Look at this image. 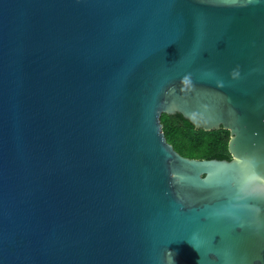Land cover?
Listing matches in <instances>:
<instances>
[{
    "label": "water",
    "instance_id": "water-1",
    "mask_svg": "<svg viewBox=\"0 0 264 264\" xmlns=\"http://www.w3.org/2000/svg\"><path fill=\"white\" fill-rule=\"evenodd\" d=\"M0 264H264V0H0Z\"/></svg>",
    "mask_w": 264,
    "mask_h": 264
},
{
    "label": "trees",
    "instance_id": "trees-1",
    "mask_svg": "<svg viewBox=\"0 0 264 264\" xmlns=\"http://www.w3.org/2000/svg\"><path fill=\"white\" fill-rule=\"evenodd\" d=\"M166 141L181 156L198 160L230 161L227 151L229 133L223 130L206 133L179 114L160 116Z\"/></svg>",
    "mask_w": 264,
    "mask_h": 264
}]
</instances>
